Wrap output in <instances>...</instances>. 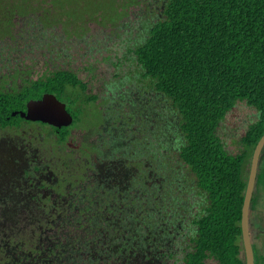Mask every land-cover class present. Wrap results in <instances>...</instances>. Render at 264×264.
<instances>
[{"label":"rangeland","instance_id":"rangeland-1","mask_svg":"<svg viewBox=\"0 0 264 264\" xmlns=\"http://www.w3.org/2000/svg\"><path fill=\"white\" fill-rule=\"evenodd\" d=\"M166 1L136 0L116 26L90 23L76 35L36 15L17 18L0 40V91L68 70L102 117L65 144L47 125L0 130V264H183L207 200L179 156V114L149 89L132 52ZM256 113L237 102L221 121L229 154L243 150ZM84 143L95 151L81 153ZM76 172L82 178L58 185L59 173Z\"/></svg>","mask_w":264,"mask_h":264},{"label":"trees","instance_id":"trees-1","mask_svg":"<svg viewBox=\"0 0 264 264\" xmlns=\"http://www.w3.org/2000/svg\"><path fill=\"white\" fill-rule=\"evenodd\" d=\"M135 4L136 0H0V40L11 35L17 18L36 15L42 27L62 26L76 35L85 33L90 23L116 26ZM132 52L149 89L163 94L179 114L184 139L179 156L207 200L204 213L194 221L197 230L183 264H207L210 258L228 264L231 256L236 263L233 234L238 233L246 186L243 171L264 136V0H167L162 20ZM87 90L88 84L68 70L30 80L19 90H2L0 130L21 127L26 121L11 114L25 111L30 100L52 94L73 117L69 127H50L65 144L73 129L93 130L102 122L97 98ZM243 101L259 117L241 137L246 150L233 155L225 150L217 129ZM91 120L95 123L88 125ZM89 147L84 143L81 153Z\"/></svg>","mask_w":264,"mask_h":264},{"label":"flooded vegetation","instance_id":"flooded-vegetation-1","mask_svg":"<svg viewBox=\"0 0 264 264\" xmlns=\"http://www.w3.org/2000/svg\"><path fill=\"white\" fill-rule=\"evenodd\" d=\"M255 116L257 118L256 119V121H257L259 114L256 113ZM31 123H36V124H40V125H47V124H43L40 122L26 121V123H24L21 127H24L25 125H30ZM47 126H49L46 129L47 131H50L51 128H55V127H52L50 125H47ZM21 127H18V128H21ZM12 128H15V127H12ZM7 129H10V128H7ZM55 129L59 131L61 128L60 129L55 128ZM87 131H91V129H89ZM242 146H243V150L241 152L246 150L244 145H242ZM259 159L260 160H259L258 166H257L256 178H255L253 190L251 193V198H250L249 207H248V215H247V236H248V243H249V246L251 249V256H252V263L253 264H264V150H262ZM250 163H251V158L249 160H247V162L245 163V167H244V171H243V179L246 183V186H245V191H244L243 199H242V203H241L239 219L237 221V226H236L238 229V233L233 234L234 239H235L234 244L237 248V253H236L237 262L233 263V257L231 256L229 258L228 264H248V254H247V248H246V244H245V239H244V235H243V229H242V223L241 222H242V207H243L245 192H246L248 179H249L248 177H249V172H250ZM60 175L61 174L59 173L58 177H59L60 184H58V185H61V180L62 181L67 180V179H61ZM230 222H231V220H230ZM194 236L192 238H189V245H190L189 249L190 250H191L192 240H193ZM189 251H187L185 253V255ZM183 259H184V257H183ZM208 261L211 262L212 264H220L214 258H210L207 260V264H210Z\"/></svg>","mask_w":264,"mask_h":264},{"label":"water","instance_id":"water-1","mask_svg":"<svg viewBox=\"0 0 264 264\" xmlns=\"http://www.w3.org/2000/svg\"><path fill=\"white\" fill-rule=\"evenodd\" d=\"M19 115L25 121L40 122L55 128L68 127L73 122V117L67 111L66 105L52 94H44L39 100H30L25 111L13 112L12 117ZM262 150H264V136L257 142L251 157L248 184L242 207V229L248 254V264L252 263L251 249L247 236L248 207L256 178L257 166Z\"/></svg>","mask_w":264,"mask_h":264}]
</instances>
